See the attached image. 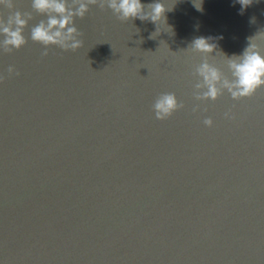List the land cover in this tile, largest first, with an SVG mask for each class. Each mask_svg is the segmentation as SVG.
I'll return each mask as SVG.
<instances>
[{
  "label": "water",
  "instance_id": "95a60500",
  "mask_svg": "<svg viewBox=\"0 0 264 264\" xmlns=\"http://www.w3.org/2000/svg\"><path fill=\"white\" fill-rule=\"evenodd\" d=\"M159 2L172 31L155 39L152 22L91 7L74 53L42 58L30 39L0 52V73H20L0 84V264H264V87L193 114L201 57L186 51L204 37L241 55L264 32V0L242 14L237 0ZM163 92L185 107L161 122Z\"/></svg>",
  "mask_w": 264,
  "mask_h": 264
},
{
  "label": "clouds",
  "instance_id": "9594fccd",
  "mask_svg": "<svg viewBox=\"0 0 264 264\" xmlns=\"http://www.w3.org/2000/svg\"><path fill=\"white\" fill-rule=\"evenodd\" d=\"M243 10L249 7L253 0H237ZM193 2L196 10L201 11V0ZM0 7L6 10L7 15L0 14V52L13 54L28 44L42 46L41 57L49 55V49L56 47L63 52H76L83 46L81 37L83 32L76 27V19L83 20L90 12L91 7H98L101 11L107 9L121 22L139 19L150 21L156 25V31L150 34L155 39L160 33L158 25L167 26L166 12L172 7H166L159 0L144 5L141 0H31L30 10H19L14 0H0ZM35 14V15H34ZM36 16L42 17L30 29L29 37H25V29ZM254 22V20H253ZM170 30L172 29L167 26ZM264 33V32H261ZM249 38L248 46L241 55L225 56L217 51L211 38H195L186 51H191L201 57V61L194 64L190 71L192 77V98L195 101L193 114L201 111V105L216 102L225 92L233 101L239 102L251 98L260 88L264 87V47L255 42L261 35ZM223 54L226 62L220 66L214 62L213 53ZM212 58V59H210ZM226 69V71H225ZM20 73L13 65H9L4 73H0V84L12 76ZM185 105L178 101L174 92L160 93L151 105L154 118L158 121L170 119L174 113L183 110ZM203 111H207L204 108ZM225 119H235L231 109L225 112ZM204 126L213 127V119L205 118Z\"/></svg>",
  "mask_w": 264,
  "mask_h": 264
}]
</instances>
